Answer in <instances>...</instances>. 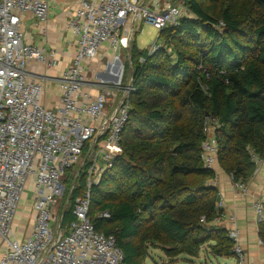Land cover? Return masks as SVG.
Returning a JSON list of instances; mask_svg holds the SVG:
<instances>
[{
	"label": "trees",
	"instance_id": "16d2710c",
	"mask_svg": "<svg viewBox=\"0 0 264 264\" xmlns=\"http://www.w3.org/2000/svg\"><path fill=\"white\" fill-rule=\"evenodd\" d=\"M183 2L187 14L158 32L162 48H129L121 154L91 188L89 217L115 238L123 264H141L150 246L170 260L196 258L205 245L215 257H233L226 231L210 225L221 212L215 172L200 160L206 124L217 165L234 182L252 177V155L264 159V0ZM76 181L62 230L73 220L84 172ZM103 212L109 218H99ZM258 235L264 246V222Z\"/></svg>",
	"mask_w": 264,
	"mask_h": 264
},
{
	"label": "built area",
	"instance_id": "2783aa9c",
	"mask_svg": "<svg viewBox=\"0 0 264 264\" xmlns=\"http://www.w3.org/2000/svg\"><path fill=\"white\" fill-rule=\"evenodd\" d=\"M49 1L0 0V237L5 247L1 263L123 264L115 238L97 232L89 217L91 188L121 154L122 131L128 119L132 85L122 86L121 48L125 46L132 70L129 45L138 22L161 31L176 25L182 12L168 4L161 10L149 9L142 0H80L68 21L75 53L58 82L60 104L56 111H49L41 103L42 83L29 76L26 66L34 61L48 70L55 65L54 53L25 43L20 30L25 14L45 21ZM104 45L112 53L110 60H105L94 81H87V65L98 57L103 62L105 57L99 53ZM154 50L156 47L150 52ZM204 133L200 160L205 169L214 171L218 145L209 137L211 124H206ZM84 152L87 156L74 182L84 172L85 188L72 206L73 220L62 230L53 209L65 191L63 178L79 164ZM251 161L255 168L262 163L255 155ZM234 183L243 188V184ZM24 190L32 192L35 220L31 234L20 242L11 237L10 227ZM216 209H223L220 196ZM253 209L257 223L264 222V192ZM99 218H109V214L103 212ZM229 221L235 224L232 216ZM226 234L236 264H247L237 229H228Z\"/></svg>",
	"mask_w": 264,
	"mask_h": 264
},
{
	"label": "crops",
	"instance_id": "0c3cea01",
	"mask_svg": "<svg viewBox=\"0 0 264 264\" xmlns=\"http://www.w3.org/2000/svg\"><path fill=\"white\" fill-rule=\"evenodd\" d=\"M142 1L144 7L153 10H161L165 4L170 5L166 0ZM79 2L80 0H50L48 15L45 21L40 22L30 14H25L21 20L20 30L23 33L24 42L41 47L47 53H54L52 61L55 62V65L48 70L44 65L35 63L34 61H29L26 66L29 76L42 83L43 94L41 103L49 111H56L60 104L58 82L62 73L71 66L75 53L74 37L68 28V21L77 9ZM162 2L166 3L161 7ZM140 23L142 22H138L135 34H138L140 31ZM155 40H158V35ZM138 49L146 50L147 47ZM99 55L105 57L102 60L104 61L110 60L112 53L104 45ZM99 61L100 58L98 57L97 61L87 65L85 75L87 81H90L87 74L97 70L99 68L98 64L104 66ZM100 68L102 70L101 66ZM96 92L95 89L92 90V93L95 94ZM211 136H213L212 133L209 134V137ZM214 172V186L218 196L222 200L223 209L221 211V219L210 223V225L223 229L226 232L228 229H237L244 262L247 264H264V246L258 235L259 224L257 223V216L253 209V203L264 192V159L255 168L252 177L243 184L242 189H239L231 180V177L222 171L218 165L215 166ZM231 216L235 219V224L230 223L229 218ZM34 220L35 211L33 208L32 192L24 190L11 223V237L20 242L24 241L31 234ZM200 250L204 251L201 258H199L201 255L199 251L196 258L179 257L175 260L182 261L180 264H236L233 257H215L211 255L209 245L201 247ZM4 253L5 247L0 237V264H2L1 260Z\"/></svg>",
	"mask_w": 264,
	"mask_h": 264
},
{
	"label": "rangeland",
	"instance_id": "374dc122",
	"mask_svg": "<svg viewBox=\"0 0 264 264\" xmlns=\"http://www.w3.org/2000/svg\"><path fill=\"white\" fill-rule=\"evenodd\" d=\"M165 1V0H162ZM167 3H169L172 6L177 7L181 12L182 16L187 14V7L184 5L183 0H166ZM161 3V7L164 3ZM141 25L140 31L138 34L133 33L131 35L130 39V45H132L133 41H135L136 45L140 49H144L147 47L148 51L150 52L154 47L157 48H162L163 42L161 40H155L156 36L158 35L157 30H155L150 24L148 23H140ZM169 51V49H168ZM120 59L124 65V75L122 79V86L126 87L130 83V72H129V64H128V59H127V50L124 47L121 48V53H120ZM105 60L102 62L104 64ZM100 66L103 69L102 64H98V67ZM97 69L95 71H92L91 73L87 74V77L90 78V80L94 81L100 74L101 71L100 69ZM87 70V69H86ZM130 94V93H129ZM109 110V109H108ZM87 156V152L83 154L81 157V160L78 165H76L73 169H71L68 173L67 177H64L62 180V185L65 187V191L63 194L57 198L56 204L54 206L53 212L56 217V222L59 221L62 213L64 211H67L71 204H70V194L72 192L73 188L77 187V181L74 182L75 180V173L82 167V164L84 163V159ZM97 162L100 164L99 158H97ZM74 184V186H73ZM204 250V249H203ZM200 250L201 255L199 258L203 256L204 251ZM182 261L180 260H170L167 256H165L163 250L159 246H150L147 249V255L146 258L143 260L141 264H180Z\"/></svg>",
	"mask_w": 264,
	"mask_h": 264
},
{
	"label": "water",
	"instance_id": "95a60500",
	"mask_svg": "<svg viewBox=\"0 0 264 264\" xmlns=\"http://www.w3.org/2000/svg\"><path fill=\"white\" fill-rule=\"evenodd\" d=\"M61 220H62V215H61V217H60V219H59V228H60V226H61Z\"/></svg>",
	"mask_w": 264,
	"mask_h": 264
}]
</instances>
